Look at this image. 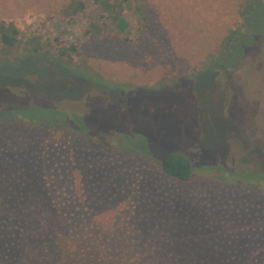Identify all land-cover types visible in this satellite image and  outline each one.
Here are the masks:
<instances>
[{
  "label": "rangeland",
  "instance_id": "374dc122",
  "mask_svg": "<svg viewBox=\"0 0 264 264\" xmlns=\"http://www.w3.org/2000/svg\"><path fill=\"white\" fill-rule=\"evenodd\" d=\"M63 1L0 0L19 31L0 64L2 257L16 258L10 217L39 193L127 207L140 235L172 219L189 264H264V0L224 54L234 0H89L74 19ZM176 151L189 182L161 169Z\"/></svg>",
  "mask_w": 264,
  "mask_h": 264
},
{
  "label": "trees",
  "instance_id": "16d2710c",
  "mask_svg": "<svg viewBox=\"0 0 264 264\" xmlns=\"http://www.w3.org/2000/svg\"><path fill=\"white\" fill-rule=\"evenodd\" d=\"M89 0H65L55 12L66 18L74 19L87 9ZM238 22L230 27L218 44L219 52L227 53L237 41L240 32L249 24L262 0H234ZM3 42L2 61H12L9 48L18 38V29L5 22L0 23ZM67 52L61 51L62 55ZM19 57V56H18ZM68 70V69H67ZM69 71V70H68ZM70 72V71H69ZM25 114V113H24ZM55 119L50 115H41L29 119L43 125V118ZM40 122H36V121ZM89 139H92L89 136ZM161 169L182 182H189L196 171L192 159L181 152H170L160 159ZM73 204L63 201L54 203L39 193L30 195L10 217L18 224L20 235L16 236V258L2 257L0 264H189L198 263V254L193 251L179 234L180 227L172 219L166 220L170 233L156 232L165 223L150 225L139 234L135 222L126 215L127 207L119 209L101 203L92 211H78ZM5 201L0 198V224L6 222ZM4 215V216H3ZM137 227V228H136ZM2 232H0L1 238ZM186 242V243H185Z\"/></svg>",
  "mask_w": 264,
  "mask_h": 264
}]
</instances>
